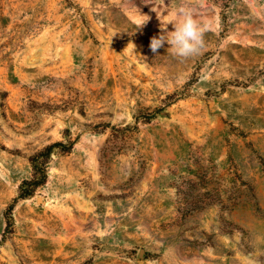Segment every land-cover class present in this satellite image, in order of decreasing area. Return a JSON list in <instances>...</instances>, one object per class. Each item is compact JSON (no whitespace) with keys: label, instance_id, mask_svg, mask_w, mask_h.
<instances>
[{"label":"rangeland","instance_id":"rangeland-1","mask_svg":"<svg viewBox=\"0 0 264 264\" xmlns=\"http://www.w3.org/2000/svg\"><path fill=\"white\" fill-rule=\"evenodd\" d=\"M181 6L204 46L154 54ZM2 238L0 264H264V0H0Z\"/></svg>","mask_w":264,"mask_h":264},{"label":"clouds","instance_id":"clouds-1","mask_svg":"<svg viewBox=\"0 0 264 264\" xmlns=\"http://www.w3.org/2000/svg\"><path fill=\"white\" fill-rule=\"evenodd\" d=\"M142 16V27L149 20ZM171 24V31L163 30L159 36H153L150 40V50L158 54V49L167 44L171 53L180 58H189L197 54L204 46V33L206 26L201 24L192 11L183 6L179 7L167 21ZM164 27L163 29L167 28Z\"/></svg>","mask_w":264,"mask_h":264},{"label":"trees","instance_id":"trees-1","mask_svg":"<svg viewBox=\"0 0 264 264\" xmlns=\"http://www.w3.org/2000/svg\"><path fill=\"white\" fill-rule=\"evenodd\" d=\"M57 145H62V143L58 141V142H53L51 144H48L47 146L44 147V149H42L41 151H39L38 153L30 157L31 161L34 164L33 165L34 174L32 178L28 180L26 179L21 183L20 185L21 193L19 194L18 197H25V196L32 194L37 186L43 184L46 181L47 179V169H46L47 158L50 156V153L53 147ZM69 147H72V145H69ZM39 158H40L39 160L40 165L38 166L36 163V160ZM16 200L17 198H15L13 200L14 202L10 203L7 209L5 210L6 225H5V230L3 233V238H5L7 234H9L12 231V223H13L12 209L14 207ZM3 238L0 239V242L1 240H3Z\"/></svg>","mask_w":264,"mask_h":264}]
</instances>
